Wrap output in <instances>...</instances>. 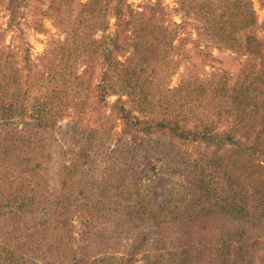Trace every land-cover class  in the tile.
Wrapping results in <instances>:
<instances>
[{
	"label": "trees",
	"instance_id": "1",
	"mask_svg": "<svg viewBox=\"0 0 264 264\" xmlns=\"http://www.w3.org/2000/svg\"><path fill=\"white\" fill-rule=\"evenodd\" d=\"M177 2L198 23L200 39L250 61L236 84L184 74L168 87L180 58L173 57L177 30L165 24L161 0L139 12L125 0H104V26L108 10L115 19L112 34L96 38L92 30L100 23L92 16L89 35L69 32L37 64L27 53L17 59L0 49V178L11 165L19 179H0V244L25 231L23 245L30 238L40 246L45 217L55 215L60 225L70 208L89 207L97 196L96 207L112 206L117 227L135 232L132 252L149 244L144 264H264L262 25L251 0ZM79 59L100 64L91 89L74 68ZM77 109L93 112L89 125L70 115ZM64 118L70 120L55 126ZM56 127L63 142H72V157L67 164L62 159L60 192L46 196L47 187L33 185L39 136ZM92 155L104 163L99 176ZM158 163L166 175L181 178L180 189H169L170 177L158 170L150 172Z\"/></svg>",
	"mask_w": 264,
	"mask_h": 264
},
{
	"label": "rangeland",
	"instance_id": "2",
	"mask_svg": "<svg viewBox=\"0 0 264 264\" xmlns=\"http://www.w3.org/2000/svg\"><path fill=\"white\" fill-rule=\"evenodd\" d=\"M87 1L0 0V49L12 50L17 59H21V56L27 53L30 60L37 64L39 57L56 43L67 39L69 32L76 31L81 35H89L88 26L92 16H95L100 23L99 29L92 30L96 38L104 34H112L115 19L111 15L112 12L108 10L104 26V0H98L96 5L83 7L82 4ZM153 2L155 0H125V5L139 12L145 11ZM251 2L258 23L262 25L257 35L264 37V0H251ZM161 4L166 12L165 24L177 30V36L172 41L173 45L177 46L173 57L180 58L179 67L170 77L168 87H176L184 74L197 75L200 78L213 75L216 80L224 81L228 86L236 84L240 71H246L250 61L245 56H239L213 42L200 39L198 23L192 16L182 14L177 0H161ZM81 61V59L76 60L74 68L77 74L84 78V87L91 89L100 79V64H87ZM115 98L116 96L107 98L108 103ZM78 109L70 115H74V120L80 126L89 125L93 112L89 116L86 112L88 109L85 112H78ZM69 120L70 118H64L55 126L64 125ZM58 130L56 127L53 131H41L39 136L44 141L41 144V156L37 154L36 165L39 173H36L33 185L39 191L47 187L46 196L60 192L58 175L61 176L63 173L60 168L64 162L62 159H65L67 164L68 159L72 157L71 152L67 153L72 142H63L59 135L62 130ZM116 131L118 134H123L120 125L117 126ZM51 135L55 141L52 140ZM76 139L79 138L76 137ZM74 149L76 150L77 146ZM190 149L193 150V146ZM92 158L95 159L93 168L97 167L96 174L99 176L104 171V163L94 155ZM156 170L160 172L161 177H170L167 178L169 189H180L181 178L176 175H166V169H163L160 163L150 172L154 173ZM5 173L0 179L13 183L19 181L15 179V171L11 165L6 166ZM149 178L144 180V184L149 181ZM144 184L143 190L145 187L149 188V185ZM83 196L78 194L80 202ZM95 199L98 197L92 196L89 207L70 208L72 213L60 220V222L64 220L60 225L57 224L58 219L55 221V215L45 217V220L49 219L45 223L46 241L40 243V246L34 247L30 238L28 243L23 245L26 239L25 231L22 232L21 238L0 244V264H75V262L77 264H124L129 258H133L131 264H144L146 259L150 260V253L147 252L151 248L149 244L147 243L137 252H132L130 247L136 242L135 232H127L122 227H117L116 214L112 212V206H106L108 209L105 210L104 207L100 209L95 206L98 201ZM50 210L51 207H48L47 213ZM40 214L35 215L37 220L41 218ZM30 217L28 214L27 218L30 219ZM126 251L131 252L124 256Z\"/></svg>",
	"mask_w": 264,
	"mask_h": 264
}]
</instances>
